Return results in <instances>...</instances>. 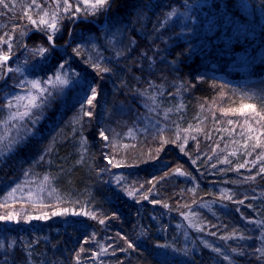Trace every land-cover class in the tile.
Segmentation results:
<instances>
[{
  "label": "trees",
  "instance_id": "trees-1",
  "mask_svg": "<svg viewBox=\"0 0 264 264\" xmlns=\"http://www.w3.org/2000/svg\"><path fill=\"white\" fill-rule=\"evenodd\" d=\"M5 3L0 203L42 181L52 200L0 220V264H261L232 250H256L264 219V180L245 163L264 153V0H111L95 15ZM30 95L42 106L15 99Z\"/></svg>",
  "mask_w": 264,
  "mask_h": 264
},
{
  "label": "rangeland",
  "instance_id": "rangeland-1",
  "mask_svg": "<svg viewBox=\"0 0 264 264\" xmlns=\"http://www.w3.org/2000/svg\"><path fill=\"white\" fill-rule=\"evenodd\" d=\"M76 3H80V0H76ZM85 9V6L80 3ZM97 26H102V23L97 24ZM30 35V34H29ZM28 35V36H29ZM10 62V59L7 60V63ZM97 96V95H96ZM25 102L28 104V100L26 99ZM264 125V123H263ZM254 155H248L245 159L246 165L249 168H257L258 170V179L260 178L264 180V172L261 169H264V153L257 154L252 152ZM241 170H245V167ZM250 172V171H249ZM121 182V181H120ZM122 184V183H121ZM251 193V191L249 192ZM52 193L49 188V185L46 181H42L41 183H29V184H20L16 191L9 195L8 200L3 203H0V216L3 214L13 213L15 214V218L11 220V223L16 222L18 219L24 221L30 212L33 211H41L43 203L50 202L52 199ZM261 198V209L264 211V194L260 196ZM254 201V200H253ZM250 210V209H249ZM262 221V222H261ZM256 226H259L258 229V248H264V219L255 221ZM255 226V227H256ZM238 239H241L238 237ZM234 253L236 255H241V253H245L246 251L252 253L256 250L250 249L249 247L242 246V247H234ZM246 249V250H243ZM256 249V248H255ZM233 251V250H232ZM255 257H264V254L261 252L256 253ZM264 260V258H262ZM247 264V263H246ZM250 264V263H249ZM264 264V261L261 263Z\"/></svg>",
  "mask_w": 264,
  "mask_h": 264
},
{
  "label": "snow or ice",
  "instance_id": "snow-or-ice-1",
  "mask_svg": "<svg viewBox=\"0 0 264 264\" xmlns=\"http://www.w3.org/2000/svg\"><path fill=\"white\" fill-rule=\"evenodd\" d=\"M32 3L33 4H36L37 7H40L39 4L36 3V0H32ZM80 3H82L84 6H85V11L88 12L90 10V13L92 15H95L97 12H100V11H107L110 7H111V0H80ZM63 4H64V11L67 12L69 11L71 8H72V5L69 4V0H63ZM0 5H3L4 7H8V5L5 3V0H0ZM81 11V8L77 7L76 8V12H80ZM25 16H27V19L33 24V25H36L37 24V21L35 19L32 18L31 15H28L27 13H24ZM48 16V13L47 12H44L42 16H40V20H39V24H43V25H46L48 29H51L53 31H58V17H57V14L55 12L52 13L51 15V19L48 20V19H45V17ZM48 40L49 41H52L53 37L52 35H48ZM6 42V41H5ZM11 48V45H9V49ZM48 51V49L46 48H39L38 49V52L40 54H43L44 52ZM9 59V56L7 53H3V52H0V67H4L5 63L7 62V60ZM61 67H63V65H61ZM7 71L11 72L13 71V69L11 68H8ZM16 71H19V69H16ZM103 71H108V69H103ZM61 78L59 76H57V80H60ZM66 81H61V83H65ZM29 83L31 84L32 88L33 89H37L41 94H43V92L45 91L44 89H41L40 88V82L39 81H29ZM91 92H92V95L90 98H88V104L91 105L93 100L96 98V89L93 88L91 89ZM15 99L17 101H20V100H23V99H27L28 100V104L25 105L26 108H28L29 106L32 107V108H39L41 107L42 105L41 104H38L36 101L38 99V97L36 95H30L29 97L25 98V97H20V96H17L15 97ZM8 107L11 108L12 107V103L11 101H9L8 103ZM248 108H253L252 105H242L240 109L238 110H229V111H233V112H236L238 111L240 115H244L245 112L244 110L245 109H248ZM254 111V109H253ZM86 115L88 116H91L92 113L91 112H87L85 113ZM225 114L227 115V112H225ZM29 115V112L25 111L23 113H13L12 114V119H15L17 116H20V117H23V116H27ZM256 115H259L260 116V120L264 121V114H261V113H256ZM259 122V121H258ZM229 123H232V121H229ZM245 123H247V120L245 121ZM252 129L249 128V131H251ZM101 137L104 138L105 140L108 139L107 136L104 135L103 131L100 133ZM259 145H254V147H258ZM183 147H181V151L183 152ZM109 163H112L111 160H109ZM193 163H195V161H193ZM119 164H113V167H118ZM240 167H244L243 164L240 165ZM175 171L177 172H180V169H176ZM262 172H264V169H261ZM181 175H184L185 173L183 172H180ZM47 179V177L45 178ZM252 179H254V177H252ZM15 191V189L13 190V192ZM11 195V193L9 194ZM129 195H132L131 192H129ZM145 199H147V196L144 197ZM239 203H243V201H239ZM165 207H167V205H165ZM59 213H56V212H53L52 215H58ZM15 218V214L13 213H8L7 215H4V216H0V220H12ZM33 219H41L42 217H32ZM94 218V217H93ZM100 223L103 224L104 221L103 220H100ZM128 247L129 248H132L133 245L131 243L128 244ZM158 247H167V245H158ZM83 251V249H82ZM215 251H219V249H215ZM233 251H235V249H233ZM256 251L258 252H261L262 254H264V248H258L256 249ZM242 254V253H241ZM227 258V257H225Z\"/></svg>",
  "mask_w": 264,
  "mask_h": 264
},
{
  "label": "water",
  "instance_id": "water-1",
  "mask_svg": "<svg viewBox=\"0 0 264 264\" xmlns=\"http://www.w3.org/2000/svg\"><path fill=\"white\" fill-rule=\"evenodd\" d=\"M105 25H106V22L102 26H100V28H104ZM51 31L53 32V30H51Z\"/></svg>",
  "mask_w": 264,
  "mask_h": 264
}]
</instances>
